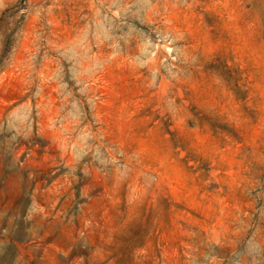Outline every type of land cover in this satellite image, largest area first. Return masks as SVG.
I'll use <instances>...</instances> for the list:
<instances>
[{"label": "rangeland", "instance_id": "374dc122", "mask_svg": "<svg viewBox=\"0 0 264 264\" xmlns=\"http://www.w3.org/2000/svg\"><path fill=\"white\" fill-rule=\"evenodd\" d=\"M3 256L264 264V0H0Z\"/></svg>", "mask_w": 264, "mask_h": 264}, {"label": "crops", "instance_id": "0c3cea01", "mask_svg": "<svg viewBox=\"0 0 264 264\" xmlns=\"http://www.w3.org/2000/svg\"><path fill=\"white\" fill-rule=\"evenodd\" d=\"M11 240L10 238L8 237L7 239H4L2 244H1V250L3 253L6 252V249H9V246L11 245ZM10 260L8 259L7 256H3L2 257V263L1 264H10Z\"/></svg>", "mask_w": 264, "mask_h": 264}]
</instances>
